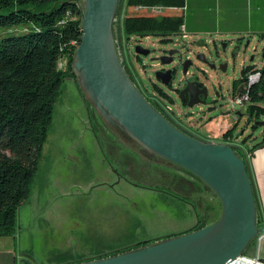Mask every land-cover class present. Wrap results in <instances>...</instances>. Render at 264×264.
Wrapping results in <instances>:
<instances>
[{"label": "rangeland", "instance_id": "1", "mask_svg": "<svg viewBox=\"0 0 264 264\" xmlns=\"http://www.w3.org/2000/svg\"><path fill=\"white\" fill-rule=\"evenodd\" d=\"M127 10L132 9L123 7L114 18L116 51L128 50L137 79L148 92H153L155 86L160 88L163 103L181 121L193 123L208 136H216L219 128L225 126L238 135V144L244 148L262 138L264 112L256 118L263 123L252 126L246 103L232 105L227 99L231 81L239 75L241 65H261L263 36L185 31L183 36L179 32L164 36L148 33L129 34L123 39L117 35L116 25ZM159 11L180 13L179 9L170 7ZM23 25L0 26V36L18 33ZM199 40L203 41L202 45L196 44ZM136 43L149 49L140 59L132 57ZM235 43H239V48L231 57ZM171 47L180 49L182 58L190 56L186 77H196L203 83L207 90L205 102L182 105L174 89L182 82L177 53L166 64L150 59ZM196 52H202L215 66L211 68L197 60ZM223 62L225 69L220 70L218 65ZM59 63V68L65 70L64 56ZM158 67L174 68L171 86L154 77L153 71ZM236 110L239 114H235ZM93 111L73 76L64 77L52 103L50 123L29 193L16 214V233L21 234L23 243L30 248L33 264H65L107 256L133 239L178 233L191 229L198 219L202 224L209 223L219 213L217 197L201 180H197L196 190L183 191L172 181L171 174H185L174 170V165L149 161L116 140L112 147H105L100 135L110 130L99 117L102 129L96 126L89 116ZM241 138L244 140L240 141ZM236 151L241 154V150ZM263 243L261 237L253 239L244 248L245 254L259 252Z\"/></svg>", "mask_w": 264, "mask_h": 264}, {"label": "water", "instance_id": "2", "mask_svg": "<svg viewBox=\"0 0 264 264\" xmlns=\"http://www.w3.org/2000/svg\"><path fill=\"white\" fill-rule=\"evenodd\" d=\"M117 3L118 0H78L81 33L71 59L74 82L83 98L124 145L141 156H147L144 152L151 153L147 158L152 157L155 162L171 161L188 170L217 197L220 209L213 221L201 227L151 241L142 240L135 247L107 256L65 264H226L242 253L258 233H264L246 150L238 144L237 134L228 142L185 132L137 90L116 51L112 20ZM202 43V40L196 41L197 45ZM238 48L239 43L232 46L231 57ZM133 51L145 55L149 49L134 44ZM165 52L150 59L159 64L169 63L178 49L171 47ZM195 58L211 68L215 66L202 52H196ZM178 63L183 74L191 59L185 57ZM225 66L223 62L218 68L224 70ZM171 71V67H158L153 75L167 85ZM196 83L187 80L185 85ZM185 88L178 93L180 99ZM198 102L204 101L188 98L186 105ZM259 123L263 121L252 122ZM263 145L264 141L256 147ZM28 257L22 256L21 261L33 264L34 260Z\"/></svg>", "mask_w": 264, "mask_h": 264}, {"label": "trees", "instance_id": "3", "mask_svg": "<svg viewBox=\"0 0 264 264\" xmlns=\"http://www.w3.org/2000/svg\"><path fill=\"white\" fill-rule=\"evenodd\" d=\"M135 4L179 6L184 2L118 0L113 29L120 9H132ZM79 16L78 0H0V26L24 23L20 32L0 36V236L14 233L17 208L29 193L54 97L62 79L73 76L71 59L81 33ZM181 23L179 12L148 14L132 9L123 14L116 28L117 35L127 39L129 34L177 33ZM261 51V65H241L231 81V93L247 92V115L253 121L264 112V46ZM61 56L66 59L65 70L59 68ZM255 70L258 78L247 84V74ZM231 135V128H226L217 139L225 141ZM203 225L198 222L192 228Z\"/></svg>", "mask_w": 264, "mask_h": 264}, {"label": "crops", "instance_id": "4", "mask_svg": "<svg viewBox=\"0 0 264 264\" xmlns=\"http://www.w3.org/2000/svg\"><path fill=\"white\" fill-rule=\"evenodd\" d=\"M183 2L184 32L237 33L249 38L260 34L264 38V0H183ZM238 112L236 110L235 114ZM224 129L225 126L220 127L218 134L209 136V139L218 140ZM261 135L264 138V134ZM247 157L258 197L260 215L264 220V145L260 148L255 147L251 155L247 153ZM261 238L264 242V233ZM29 255H31L30 248L23 243L21 234L16 233V230L12 235L0 236V264H27L21 261V257L29 258ZM258 255L264 259V243Z\"/></svg>", "mask_w": 264, "mask_h": 264}, {"label": "flooded vegetation", "instance_id": "5", "mask_svg": "<svg viewBox=\"0 0 264 264\" xmlns=\"http://www.w3.org/2000/svg\"><path fill=\"white\" fill-rule=\"evenodd\" d=\"M136 44H138V43H136ZM183 44H185V43L183 42ZM141 47H143V46H141ZM172 48H175V47H172ZM187 51L191 53L190 49H188ZM160 53H166V52L163 51V52H160ZM176 53L179 56L177 58V62H181V60L183 59L182 58V55H181V50L178 49V52H176ZM117 54L119 56V60L121 62V65H122L125 73L129 77V79L131 80V82L134 84V86L137 88V90L153 106H155L159 111L165 113V115L167 116V118L169 119V121H171L173 124H175L180 129H182L185 132H188V133H190V134H192L194 136L203 137V138H209V136L207 134L202 133L198 128H196L195 126H193V123H184L183 121H181L180 118L177 117L176 113L173 110L170 109L168 112H164L162 110V104H164L163 103V100H162L163 99V94H162L163 92L160 90V88H158L157 86H155L153 88L154 89L153 92H148L139 83V81L137 79L136 73H135V71L133 69V66L131 65V61H130L131 54L128 53V50H124V49L121 48L120 50L117 51ZM132 57L135 58V59H140L141 58V54L132 51ZM172 58H173V54H172ZM188 58H190V56H188ZM161 68L162 69H165L164 67H161ZM171 68H172V71H171V78H172L174 68L173 67H171ZM187 71L188 70L186 69V72L182 74V77H181V79H182L181 81L182 82L175 87L177 96H178L179 91L182 88L186 87L185 90L181 92V95H182L181 99L179 98L180 101H181V103H182V105L183 106H187L186 105V101H187L188 98H193V99L195 98V99H198V100L201 99V100H203L205 102L207 100V90H206L205 86H203V83L200 80H198L196 77H186ZM187 80H195V81H197V83L196 84H188L186 86L185 83H186ZM167 86H171V80L168 82ZM180 111H182L181 108H180ZM93 112L92 113H89L90 114L89 115L90 118L94 120V122H95V124H96L97 127H100L102 129L101 123L97 120V117H99V116L95 113V111H93ZM182 114L183 115H187V113H185V112L184 113L182 112ZM110 131H108L107 134L105 132H102L101 135H100L102 137V140H104V142H105V147H108V146L112 147V144H113L112 142H114L115 140L119 144L122 143L118 139L117 135L113 131H111V132ZM231 136H233V135H231ZM124 146L127 147V148H129L126 145H124ZM247 147H248V149H247ZM247 147H245V150H246V153H248V154H249L250 151H253V149L255 148L254 147L253 149H251V148H249V146H247ZM117 154H118V151H117ZM144 154H146L147 156H151L152 155L151 153H146V152H144ZM251 154H252V152H251ZM147 156H142V157L148 159ZM149 158H151V159H148L149 161H153L152 160V157H149ZM157 163L162 164V165L163 164L164 165H171L172 164V165L175 166L174 167V170H178V171H183L184 172L185 175H183V176L182 175L171 174L172 175V181L173 182H176V184L180 186V189L181 190H183V191L190 190L191 191V190H196L197 189L196 188V184H197V180H199V179H198V177H196L194 174H192L188 170L182 168L178 164H175V163H173L171 161H167V162H164V163H162L160 161V162H157ZM169 167H171V166H169ZM198 222H200L199 219L195 223H198ZM191 229H194V228H191ZM185 230H190V229H185ZM170 234H173V233H166V234L158 235V236H155L153 238H148V239H136V240L133 239V240H131V241L125 243V244H122V245L117 246L112 251L116 252V251L121 250V249H128V248H131V247H135L142 240L151 241V240H155V239H158V238H161V237H164V236H168Z\"/></svg>", "mask_w": 264, "mask_h": 264}, {"label": "built area", "instance_id": "6", "mask_svg": "<svg viewBox=\"0 0 264 264\" xmlns=\"http://www.w3.org/2000/svg\"><path fill=\"white\" fill-rule=\"evenodd\" d=\"M165 7H170V8H176L180 10V13L182 14L184 4L179 5V6H165V5H160V4H135L132 6L133 10L136 11H142L144 13L148 14H153V13H160L163 11H159ZM178 32L181 36L184 35V30H183V22L179 25ZM258 78V71H251L250 73L247 74L246 76V82L247 84H250L251 82L255 81ZM248 99V94L246 91H242L240 93H230L228 97V102L233 104H242L245 103ZM162 110L164 112H168L170 110V107L162 104ZM234 140V136H230L227 138L228 142H232ZM264 223V220H262ZM263 233H258L256 238H260ZM226 264H264V259L260 258L258 255V252L255 251L253 254H245V253H240L239 255L235 256L232 260L228 261Z\"/></svg>", "mask_w": 264, "mask_h": 264}]
</instances>
